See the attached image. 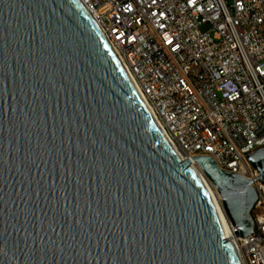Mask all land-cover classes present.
Instances as JSON below:
<instances>
[{
    "label": "water",
    "instance_id": "water-1",
    "mask_svg": "<svg viewBox=\"0 0 264 264\" xmlns=\"http://www.w3.org/2000/svg\"><path fill=\"white\" fill-rule=\"evenodd\" d=\"M247 160L264 181V146ZM193 161L252 233L253 181ZM0 264H241L79 0H0Z\"/></svg>",
    "mask_w": 264,
    "mask_h": 264
},
{
    "label": "built area",
    "instance_id": "built-area-1",
    "mask_svg": "<svg viewBox=\"0 0 264 264\" xmlns=\"http://www.w3.org/2000/svg\"><path fill=\"white\" fill-rule=\"evenodd\" d=\"M171 147L253 181L254 230L229 238L241 264H264V0H79ZM199 167V166H198Z\"/></svg>",
    "mask_w": 264,
    "mask_h": 264
},
{
    "label": "bare ground",
    "instance_id": "bare-ground-1",
    "mask_svg": "<svg viewBox=\"0 0 264 264\" xmlns=\"http://www.w3.org/2000/svg\"><path fill=\"white\" fill-rule=\"evenodd\" d=\"M131 80V79H130ZM132 82V81H131ZM134 85V84H133ZM135 87V86H134ZM137 90V89H136ZM138 92V91H137ZM139 93V92H138ZM140 95V94H139ZM140 97L142 98L143 102L145 103V105L147 106L144 98L140 95ZM148 110L150 111L155 123L157 124L158 126V122L155 120V117L152 113V111L149 109V107L147 106ZM159 127V126H158ZM161 131V129H160ZM162 132V131H161ZM163 134V133H162ZM175 152L178 154V156L182 158V156L175 150ZM193 168L195 169L196 173L198 174V176L200 177L203 185L205 186V188L207 189L213 203H214V206L216 208V211H217V214L219 216V219H220V222H221V225H222V228H223V231H224V234L226 237H229L230 236V222L224 212V209L222 207V200H221V197L219 195V193L217 192L216 188L213 186V184L207 179V177L204 175V173L202 172V170L200 169V167L198 166H195V165H192Z\"/></svg>",
    "mask_w": 264,
    "mask_h": 264
}]
</instances>
